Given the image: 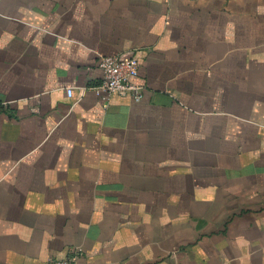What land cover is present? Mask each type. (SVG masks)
I'll return each instance as SVG.
<instances>
[{
	"label": "crops",
	"instance_id": "1",
	"mask_svg": "<svg viewBox=\"0 0 264 264\" xmlns=\"http://www.w3.org/2000/svg\"><path fill=\"white\" fill-rule=\"evenodd\" d=\"M109 55L139 102L91 89ZM72 248L264 264V0H0V264Z\"/></svg>",
	"mask_w": 264,
	"mask_h": 264
},
{
	"label": "built area",
	"instance_id": "2",
	"mask_svg": "<svg viewBox=\"0 0 264 264\" xmlns=\"http://www.w3.org/2000/svg\"><path fill=\"white\" fill-rule=\"evenodd\" d=\"M97 69L101 74V80L91 89L102 101H108L111 95L129 96L135 102L142 99V87L132 81L139 72V63L136 59L122 58L119 55L103 56L98 61ZM66 94L71 97L72 89L68 88ZM81 257L82 250L72 248L66 258L51 257L45 264H80Z\"/></svg>",
	"mask_w": 264,
	"mask_h": 264
}]
</instances>
